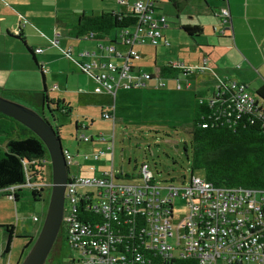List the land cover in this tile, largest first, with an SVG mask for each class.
<instances>
[{
    "label": "built area",
    "instance_id": "1",
    "mask_svg": "<svg viewBox=\"0 0 264 264\" xmlns=\"http://www.w3.org/2000/svg\"><path fill=\"white\" fill-rule=\"evenodd\" d=\"M120 1L126 5L123 12L136 16L135 24L120 28L114 40L106 36L97 39L98 47L81 51V57L86 59L80 64L82 70L114 96L121 88H164V77L160 70L156 73L140 70L135 62L142 57L138 45H170L168 40H163L166 16H155L154 0H136L134 3L130 0ZM219 15L225 26L230 21L229 10L222 8ZM224 30L220 33L223 34ZM93 36L92 33L90 38ZM71 49L64 51L70 54ZM171 66L182 69L184 73L192 69L178 60L171 62ZM176 83L175 88L182 90L184 86L178 78ZM224 88L232 92L229 97L232 111L240 115L252 114L264 125L263 99L252 94L245 83L235 80H220L212 97L224 93ZM110 108L102 116L115 120V106ZM80 125L79 131L88 128L86 123ZM80 138L86 142H107V152L112 154L113 160L114 136L109 139L100 133L83 134ZM105 152L94 153V159ZM64 153L69 166L64 223L66 233L70 235L71 264L146 263L137 247H131L126 240L129 235L116 233L108 224H97V232H91L81 223L77 216L82 199L89 200L93 209L104 213L109 219L117 220L123 212L145 217L140 237L143 241L139 243V249L144 244L146 248L160 253L164 257L163 264H172L173 258L182 256L195 259L196 264H264V188L220 187L208 181L204 175H192L188 180L185 176L179 186L174 183L159 185L146 163L142 164L137 181H123L120 180L123 179L122 174L115 172L112 160V168L102 175H77L71 173L70 167L76 163L82 164L69 149L64 148ZM89 157L84 156L85 159ZM48 160L51 163L50 158L43 161ZM51 183L52 179L38 177L31 178L23 187L45 189ZM17 188V185L8 188L10 197ZM178 201H185L187 213L175 222V205ZM5 262L21 264V261L13 263L10 259Z\"/></svg>",
    "mask_w": 264,
    "mask_h": 264
},
{
    "label": "rangeland",
    "instance_id": "2",
    "mask_svg": "<svg viewBox=\"0 0 264 264\" xmlns=\"http://www.w3.org/2000/svg\"><path fill=\"white\" fill-rule=\"evenodd\" d=\"M28 8L32 12V19L35 21V37L30 36V43H36L39 46L42 40L49 44L47 37L52 36L44 29L50 27L53 20L56 19V10L60 6L59 13L69 11L68 17H73L71 14L73 8L85 9L87 13L101 14L104 11H119L123 8L119 5L118 0H25ZM134 3L135 0L131 1ZM5 3V2H4ZM59 3V6H58ZM125 5V4H124ZM126 8V6H124ZM63 15V14H61ZM21 20L18 27L23 28L31 20L25 15ZM57 21L55 20V23ZM45 23V24H43ZM53 24V26L55 25ZM52 26V27H53ZM45 33L47 37L42 36ZM119 29H112L109 34L115 39ZM12 38H16L14 35ZM38 38V39H37ZM76 39H72L73 44H76ZM81 48H94L96 41L92 39L77 40ZM20 50L26 53V56L35 64L33 72L29 69L28 65L21 62L15 64V74L11 76L12 62L8 59H0V85L5 86L7 89H0V94L6 97L18 100L25 103L23 98L16 97L13 93L8 91L9 86L22 85L25 81L24 76L32 78L33 82L39 84L40 90L44 89L43 76L40 67L37 65L33 58V54L28 50L24 41L17 38ZM38 43V44H37ZM3 42H0V47ZM65 44V43H64ZM172 45V44H171ZM177 45L166 47V49H159V63L165 61L177 60L179 51L176 50ZM7 48L3 45L0 48V53H7ZM38 51V50H37ZM39 52V51H38ZM147 55L141 58L138 62L147 61L153 62L155 56L151 51H146ZM144 54V53H143ZM185 56H187L185 54ZM120 62V61H119ZM142 63V62H141ZM136 65V62H135ZM145 67V66H144ZM150 68H144L151 70ZM155 70V69H154ZM183 71H181L182 73ZM208 72V71H207ZM156 73V71L154 72ZM184 73V72H183ZM180 75L183 84L190 82L188 89L177 90L175 89L176 78H164L162 81L165 84L164 88L158 90H139L130 89L129 93L123 95L121 91L117 97L105 94V98L101 101L106 104L108 101L112 106H116L115 120L112 118H104L101 114L100 106H88L86 101L80 95H76V99L70 105L72 107V115L64 116L59 114V122L61 127V138L65 149H69L77 157L82 165H71V173L77 175H102L104 171L112 168V161L116 173L122 174L120 180L123 181H137L140 178L141 166L146 163L152 171L155 181L159 185H169L174 183L179 186L183 177L191 179L192 175L203 176L202 170H192L191 166V139L192 128L195 115L196 94L199 88L204 87L205 92L212 96L213 91L219 85L217 78L214 80L213 76L205 73L191 72L187 75ZM180 74V72H179ZM24 75V76H23ZM11 76V77H10ZM224 79V78H223ZM230 80H234L231 79ZM98 92H105L104 86L100 83L97 84ZM208 86L215 87L213 90H208ZM107 91V90H106ZM250 91L256 94V89L251 87ZM111 99V100H110ZM82 100V101H80ZM109 103V104H110ZM26 104V103H25ZM114 104V105H113ZM112 106H105L104 111L111 110ZM79 120L88 125L87 129L77 131L75 128L76 121ZM83 120V121H82ZM104 134L107 138L112 139L115 137V150L112 160V154L107 152V142L89 141L86 142L80 138L83 134L89 136L91 134ZM79 135V137H78ZM189 145V157L184 151V145ZM106 151L100 158L94 159V153ZM85 155H90L85 159ZM112 160V161H111ZM87 171V172H85ZM127 176L129 178H127ZM133 177V178H132ZM31 189L24 188L23 192L30 193ZM1 192V191H0ZM6 197V196H5ZM42 200L35 201L31 194L24 196L20 201L16 202L18 208L9 207L8 219L13 225L23 226L24 229L33 232L34 237L38 236L42 223L44 222L50 201V189L44 192ZM8 200V199H7ZM14 200V199H13ZM23 204V206H22ZM187 213V206L185 201H178L175 205V222ZM35 217L40 221H36ZM4 230V231H3ZM5 232V228L0 226V235ZM36 234V235H35ZM13 239L12 251L9 258L2 257L3 252V238L0 236V264H5L7 259L13 263L23 261L31 246L27 247L30 242V237H22L15 235ZM7 233L5 240H7ZM27 247V248H26ZM60 264H71L72 250L67 240H64L61 247ZM50 261L48 264H59Z\"/></svg>",
    "mask_w": 264,
    "mask_h": 264
},
{
    "label": "crops",
    "instance_id": "3",
    "mask_svg": "<svg viewBox=\"0 0 264 264\" xmlns=\"http://www.w3.org/2000/svg\"><path fill=\"white\" fill-rule=\"evenodd\" d=\"M154 1L155 16L165 15L167 18V26L163 28V36L165 38H163V40H168L170 45H166L165 43L158 46H152L149 43L141 46L138 45L137 48L142 54L141 58L147 55L146 51H151L155 56V60L153 62L141 61L142 63L137 61V69H143L154 73L160 70L162 65L178 60L184 62L190 69L192 67L190 72H182L183 75H187L191 72H206L209 76H213L214 80L217 78L218 83L220 80L228 81L231 78L235 81L245 83L249 87V90L251 87L255 88L256 91L264 88V0ZM120 2L121 1L118 0L117 3H119L123 9L119 11H125L126 8L124 6L126 5ZM222 8H227L230 12V21H228L225 26H223L222 18L219 15ZM59 9L60 6L56 10V19L52 17L53 22L51 26H44V29L48 34L52 33V36L49 35V37H47L45 33H41L42 36L47 37L49 44L42 40V43L36 46V43H30L29 41L30 36L32 38L35 37L36 30L34 25H32L35 23L31 17L33 14L28 8L26 1L0 0V42H3L0 48L4 45L5 48H7L6 51H8L7 53H2L3 55L0 53V59L11 60V76L15 74V64H20L21 62L28 65L29 69L35 72L33 69L35 64L29 59L30 57L28 58L26 56L25 52L19 49L20 46L16 42L19 37L15 35H22V37L26 39L28 45L35 50L36 58L43 66V71L45 73L44 76L42 74L44 88L47 89L50 97L63 99L71 105L73 100L76 99V95H80L88 106H100L102 114L105 106L109 107L112 106V104L110 101L104 104L101 100L105 98V94L109 95L111 98L112 93L108 90L106 91L104 88L105 92H98L97 94L96 90L98 86L96 83H100L83 71L80 65L81 62L86 60L81 57V51L94 49L98 47L99 42L97 39L90 38L96 41V46L90 49L87 47L82 49L80 43L77 41L81 39L74 37L70 29V26H74L82 14L96 13H87L85 9L78 6L72 9L71 14H74V16L70 18L66 15L70 13L69 11L59 13ZM23 15L27 16L33 23L27 20L25 26L21 28L18 27L17 24H20L21 20L24 19ZM55 20L57 21L56 23ZM54 23L55 25L53 26ZM187 27L193 28V31H188L186 29ZM222 29H225L223 34L220 33ZM58 33L59 35H57ZM13 35L16 38H12ZM111 37L112 36H110V38ZM72 39H76V44H73ZM53 40H56V42H53ZM173 44L177 45L176 50L179 51L177 60H172L171 58L169 61L158 64L160 55L159 49L162 48L165 50L166 47L173 46ZM70 48H72L71 53L66 54L64 50ZM38 49H40L41 52H38ZM185 54L187 56H185ZM116 60L119 61L118 59ZM203 65H206V68L200 69ZM150 67H152L151 70L144 69ZM182 73H178L177 77L174 78H178L183 84L180 79ZM200 73H198V75ZM23 78H25V81L22 85L9 86L8 90H40L38 87L39 84L33 82L32 78L28 76H24ZM188 84L189 87L191 86L190 82H187L183 84V89H188ZM211 87L212 86H208L207 91L215 88ZM0 88L7 89L3 85H0ZM130 89L158 90L161 88L150 87ZM130 89L121 88L114 97H117L120 91L125 95L129 93L128 91H130ZM217 89L218 85L213 91ZM199 91L205 92L206 90L202 87L199 88ZM256 96L259 95L257 94ZM115 109L117 113L118 108L116 106ZM76 122L82 124L79 120ZM4 194H6V192H0V226L3 224H12L8 219V210L9 207H11L10 201H12L13 208L14 205L18 208V204H15L17 201L9 196L5 197ZM36 221H40V219ZM14 233L22 237H34V233L26 230V228L24 229L23 226L19 227L14 225ZM5 235V232L0 235L3 238V242L6 241ZM15 235L14 237H16ZM4 247L5 243H3L2 248ZM11 251L5 256L6 258L10 257Z\"/></svg>",
    "mask_w": 264,
    "mask_h": 264
},
{
    "label": "trees",
    "instance_id": "4",
    "mask_svg": "<svg viewBox=\"0 0 264 264\" xmlns=\"http://www.w3.org/2000/svg\"><path fill=\"white\" fill-rule=\"evenodd\" d=\"M137 18L132 13L123 11H104L101 14H82L74 26H70L71 33L79 39H101L109 35L112 29H120L133 26ZM192 32L193 28L187 27ZM22 39L28 50L33 54L37 65L41 68L44 76L43 66L36 58L35 50L28 45L22 35H15ZM41 52V51H40ZM180 68L167 63L161 66L160 74L164 78L177 77ZM1 89V88H0ZM9 91V90H8ZM224 93L218 97L209 96L206 92L198 91L196 94V105L194 123L191 131L190 144L191 156L187 154L189 145L185 143L184 151L191 159L192 170H202L205 178L220 187H250L251 189L264 188V125L252 114H239L232 111L229 105L230 89L224 88ZM18 98L26 100L47 119H52L55 128L61 136L62 124L58 115L71 116L72 107L63 99L49 96L47 89L39 91L11 90ZM256 93L264 100V88L258 89ZM202 124H207L203 126ZM77 131L81 128L76 122ZM49 159L50 154L42 139L30 128L20 121L0 112V191L6 192L4 196H10L8 188L17 185L18 188L12 194L15 201L31 194L35 201L42 200L46 190L51 191V186L45 189H31L30 193L23 192V185L31 178L52 179V170ZM127 178H129L127 176ZM133 178V177H132ZM134 217H137L134 219ZM77 219L85 224L91 232L96 231L97 224H108L116 233L129 235L126 240L131 247L136 246L145 264H163L164 257L153 249H148L144 244L141 246L142 228L145 226V217L128 215L123 212L117 220L109 219L104 213L93 209L89 200H80ZM8 237L3 248L2 257L8 255L12 248L14 238V225L3 224ZM67 226H62L57 241L51 250L49 259L60 260L61 247L64 240L70 245V235L66 233ZM31 246L36 237L29 236ZM140 243V244H139ZM26 247V248H27ZM71 247V246H70ZM119 247H121L119 245ZM19 262V261H18ZM172 264H196L193 258H173Z\"/></svg>",
    "mask_w": 264,
    "mask_h": 264
},
{
    "label": "water",
    "instance_id": "5",
    "mask_svg": "<svg viewBox=\"0 0 264 264\" xmlns=\"http://www.w3.org/2000/svg\"><path fill=\"white\" fill-rule=\"evenodd\" d=\"M0 112L20 121L33 130L45 143L51 159L52 183L48 210L38 236L21 264H46L65 217V198L69 179V166L62 138L54 121L31 105L0 94ZM10 197V196H9ZM10 198H14L10 197Z\"/></svg>",
    "mask_w": 264,
    "mask_h": 264
},
{
    "label": "flooded vegetation",
    "instance_id": "6",
    "mask_svg": "<svg viewBox=\"0 0 264 264\" xmlns=\"http://www.w3.org/2000/svg\"><path fill=\"white\" fill-rule=\"evenodd\" d=\"M14 235H15V233H14ZM14 235H13V236H14ZM50 261H51V259L48 258L46 264H48ZM52 261H53V262H56V259H54V260H52ZM58 262H59V264H60V261H58Z\"/></svg>",
    "mask_w": 264,
    "mask_h": 264
}]
</instances>
